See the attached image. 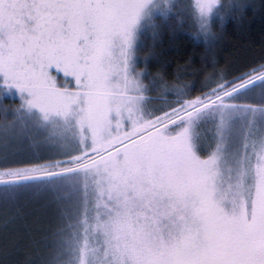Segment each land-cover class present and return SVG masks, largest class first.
<instances>
[{
  "label": "snow or ice",
  "instance_id": "snow-or-ice-1",
  "mask_svg": "<svg viewBox=\"0 0 264 264\" xmlns=\"http://www.w3.org/2000/svg\"><path fill=\"white\" fill-rule=\"evenodd\" d=\"M149 2L0 0V74L5 83L22 93L27 90L29 103L45 118L50 113L67 115L83 95L81 131L88 127L94 141L92 148L69 157L80 161L70 166L60 167L57 160L55 167L45 162L0 168V184L60 176L104 162L126 178L127 195L149 209L138 230L122 233L114 245V251L127 256L131 264H264V162L255 166L251 209L245 201L239 216L226 217L211 199L216 156L199 158L187 128L176 135L164 134L169 125L210 105H227L242 90L264 83V65L104 140L119 95L113 91L112 78L127 67L120 59L122 45L130 41L132 28ZM214 3L197 0L202 14L209 13ZM51 65L73 75V92L56 87L48 74ZM115 110L119 112L118 103ZM177 209L182 225L167 240L153 221Z\"/></svg>",
  "mask_w": 264,
  "mask_h": 264
},
{
  "label": "rangeland",
  "instance_id": "rangeland-1",
  "mask_svg": "<svg viewBox=\"0 0 264 264\" xmlns=\"http://www.w3.org/2000/svg\"><path fill=\"white\" fill-rule=\"evenodd\" d=\"M216 9L211 22L222 19L216 16ZM173 18L177 21L171 24ZM165 22L171 29V37L183 31L185 24L199 37L210 33L201 26L194 0H150L132 28L130 41L122 45L124 51L120 59L127 67L112 78L113 91L119 95L110 113L112 123L103 133L105 141L224 82L225 75L218 72L209 75L204 71L202 80L194 84L189 78L179 77L175 82L150 73L152 60L145 43H151V47L159 43V32ZM210 35L209 47L214 48L220 34L212 32ZM206 42L204 39L205 48ZM48 74L57 88L70 93L75 90L73 75L66 74L63 67L51 65ZM259 97L261 101L257 105L264 106V83L256 82L229 98L227 105H210L164 130L165 135L171 136L187 128L190 144L199 158L216 156L211 199L223 209L226 217L237 216L239 201L241 208L247 201L251 209L255 195V166L264 162L261 160L264 157V107L254 109L245 104L257 102ZM30 99L27 90L22 93L15 85L5 83L4 75L0 74V155L4 157L0 159V168L45 162L55 167L57 160L60 167L79 163L69 157L94 144L90 129L85 127L81 131L80 117L85 110L83 95L67 115L50 113L47 118L29 103ZM117 103L119 112L115 110ZM67 174L65 183L71 184L74 191L77 189L79 195L70 198L75 208L71 206L65 213L59 211L61 223L56 225L66 219V227L60 240L57 235L53 236L55 241H61L58 254L61 264H131L127 256L114 251V245L122 233L138 230L148 207L127 195L126 178L104 162ZM237 174L240 177L238 188L234 186ZM179 216L178 209L169 211L153 221L154 227L165 239L171 240L182 225ZM82 250H86V254Z\"/></svg>",
  "mask_w": 264,
  "mask_h": 264
},
{
  "label": "trees",
  "instance_id": "trees-1",
  "mask_svg": "<svg viewBox=\"0 0 264 264\" xmlns=\"http://www.w3.org/2000/svg\"><path fill=\"white\" fill-rule=\"evenodd\" d=\"M216 16H223V22L212 21L207 38L199 37L188 24L171 37L167 23H160L159 43L153 47L145 43L151 54L150 73L175 82L179 77L189 78L194 84L202 80L204 71L209 75L224 74V81H229L238 73L264 65V0H223ZM176 21L173 18L171 24ZM212 32L220 34L214 48L209 47ZM198 89L196 86V93ZM260 99L254 103H260ZM66 175L0 184V264H61V241H55L53 234L60 240L66 219L56 225L61 223L59 211L75 208L70 198L79 195L77 189L66 184ZM239 178L237 174L234 179L236 188ZM236 209L239 216L240 201Z\"/></svg>",
  "mask_w": 264,
  "mask_h": 264
},
{
  "label": "clouds",
  "instance_id": "clouds-1",
  "mask_svg": "<svg viewBox=\"0 0 264 264\" xmlns=\"http://www.w3.org/2000/svg\"><path fill=\"white\" fill-rule=\"evenodd\" d=\"M222 2H223V0H215V3L213 4L211 11L209 13H203L202 14L200 9H199V7L197 6V0H194L196 14L202 20V25H201L202 27H205L209 31H211V17H212V14L215 11L216 7L218 5H220ZM221 18H222V22H223L224 17L221 16ZM205 37L207 38V32L205 33Z\"/></svg>",
  "mask_w": 264,
  "mask_h": 264
}]
</instances>
